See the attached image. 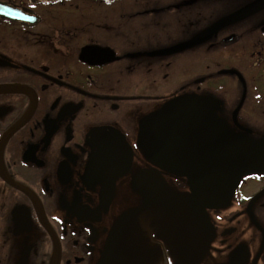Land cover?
<instances>
[{
    "label": "flooded vegetation",
    "instance_id": "flooded-vegetation-1",
    "mask_svg": "<svg viewBox=\"0 0 264 264\" xmlns=\"http://www.w3.org/2000/svg\"><path fill=\"white\" fill-rule=\"evenodd\" d=\"M0 264H264V0H0Z\"/></svg>",
    "mask_w": 264,
    "mask_h": 264
},
{
    "label": "water",
    "instance_id": "water-1",
    "mask_svg": "<svg viewBox=\"0 0 264 264\" xmlns=\"http://www.w3.org/2000/svg\"><path fill=\"white\" fill-rule=\"evenodd\" d=\"M256 8H258V7H257V6H254V7H250V8H247V9L243 10V11L237 13V14H236L235 16H233L232 18H230V20H228V22H229V21H233V20L240 19L241 17H243V16L249 14L250 12H253V10H255ZM212 162H218V161H215V159H213ZM212 170H213V169H212ZM219 170L221 171L222 169H219ZM216 172H217V171H216ZM215 174H217V173H215L214 171H212V180H214V181L222 180V178H220V177H216ZM235 178H236L235 176H234V177L232 176V178H229L230 181L228 182V188H229V186H230L231 184L234 183ZM227 179H228V178H226V180H227ZM225 193H226V192H224V194H225Z\"/></svg>",
    "mask_w": 264,
    "mask_h": 264
},
{
    "label": "snow or ice",
    "instance_id": "snow-or-ice-1",
    "mask_svg": "<svg viewBox=\"0 0 264 264\" xmlns=\"http://www.w3.org/2000/svg\"><path fill=\"white\" fill-rule=\"evenodd\" d=\"M106 2H107V0H106Z\"/></svg>",
    "mask_w": 264,
    "mask_h": 264
}]
</instances>
